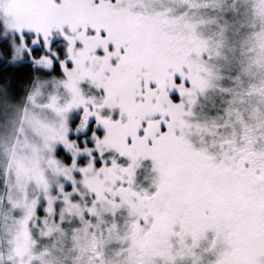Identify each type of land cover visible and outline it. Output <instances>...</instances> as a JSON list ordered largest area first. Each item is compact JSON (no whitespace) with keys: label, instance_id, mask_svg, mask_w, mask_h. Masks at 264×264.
Wrapping results in <instances>:
<instances>
[{"label":"clouds","instance_id":"1","mask_svg":"<svg viewBox=\"0 0 264 264\" xmlns=\"http://www.w3.org/2000/svg\"><path fill=\"white\" fill-rule=\"evenodd\" d=\"M0 264H264V0H0Z\"/></svg>","mask_w":264,"mask_h":264},{"label":"snow or ice","instance_id":"2","mask_svg":"<svg viewBox=\"0 0 264 264\" xmlns=\"http://www.w3.org/2000/svg\"><path fill=\"white\" fill-rule=\"evenodd\" d=\"M26 42L31 44V50L33 53H39L41 51H44L45 48V37L36 35L35 39L31 38V35L25 36ZM57 37L53 36L50 39L47 40V48L54 50L58 56L63 59L62 49L57 47ZM46 54L50 55L51 52H47ZM59 63V61H57ZM92 132L91 125H87L84 129L83 133H80L79 135L84 136V142L89 145V147L92 146V140L90 139V134ZM82 146V145H81ZM95 155V153H93ZM70 158V157H69Z\"/></svg>","mask_w":264,"mask_h":264}]
</instances>
